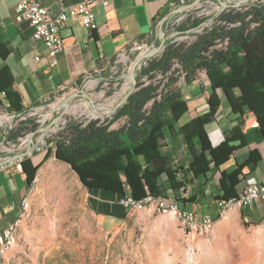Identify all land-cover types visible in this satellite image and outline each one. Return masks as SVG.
<instances>
[{
	"label": "trees",
	"instance_id": "obj_1",
	"mask_svg": "<svg viewBox=\"0 0 264 264\" xmlns=\"http://www.w3.org/2000/svg\"><path fill=\"white\" fill-rule=\"evenodd\" d=\"M206 20L190 15L176 31L187 33ZM195 36L189 42H168L161 54L141 69L135 90L111 118L70 122L55 136L56 158L70 164L88 189L109 190L121 196L128 191L135 198L148 192L169 197L170 190L184 208L186 203L207 196L201 177L207 179L238 147L264 141V2L255 0L240 8H227L219 14L217 24ZM158 75L162 76L160 80H156ZM200 77L212 90L209 112L179 127L174 133L172 150L167 149L163 127H172L187 110L179 82L184 79L188 84ZM218 89L239 119L225 132L224 141L213 146L207 125L215 119L221 105ZM0 90L9 102L8 108L0 107L1 110L18 114L27 111L12 81L1 84ZM119 119H124V124L111 128ZM38 126L34 120H22L6 135L7 141L17 142ZM183 144L191 155L185 169L175 162L178 146ZM259 158L252 151L247 165L254 168ZM25 160L21 162L24 172ZM188 177L199 179V185L189 197H181L178 192L186 190ZM25 179L30 182L29 177ZM236 183L237 172L221 171L219 184L223 195L215 199L236 196Z\"/></svg>",
	"mask_w": 264,
	"mask_h": 264
},
{
	"label": "rangeland",
	"instance_id": "obj_2",
	"mask_svg": "<svg viewBox=\"0 0 264 264\" xmlns=\"http://www.w3.org/2000/svg\"><path fill=\"white\" fill-rule=\"evenodd\" d=\"M240 1L244 0L200 1L194 11L199 17H206V22L191 33L178 34L176 41L193 40L195 34L217 24L223 10L240 8L255 0L238 4ZM159 44L158 40L138 44L119 59L106 77L89 78L77 89L67 90L65 97L80 89L87 97L79 95L65 111L59 108L61 94L40 105L36 114L47 116L43 125L62 116L47 134L36 132L33 154L11 164L24 172L21 162L26 159L24 178L29 177L30 182L26 194L29 210L19 227L18 242L10 249L8 264H264V221L227 216L219 218L208 234H189L177 215L149 206L141 210L132 208L126 220L113 230L103 228L90 202L93 190L81 182L70 164L55 156V136L70 122L111 118L116 113L117 105L133 85V78L137 80L141 69L162 51L138 62L132 78L133 64ZM161 77L158 75L156 80ZM179 85H185V80ZM4 113L7 116L0 118V162L28 149L27 135L33 132L27 131L22 140L14 142L7 141V131L27 120L23 117L34 120L27 114L30 111L14 118L16 112L7 110L0 115ZM123 124L124 119H119L111 127Z\"/></svg>",
	"mask_w": 264,
	"mask_h": 264
},
{
	"label": "crops",
	"instance_id": "obj_3",
	"mask_svg": "<svg viewBox=\"0 0 264 264\" xmlns=\"http://www.w3.org/2000/svg\"><path fill=\"white\" fill-rule=\"evenodd\" d=\"M18 1L0 0V85L12 81L27 111L47 102L63 86L74 88L89 78L106 77L117 66L119 59L132 52L138 44L161 41L160 22L165 16H169L164 23L165 35L170 36L176 31L175 20L188 13L175 11L183 5L181 0H99L92 7L96 14V29L83 26L78 18L68 17L61 29L65 48L57 55V63L53 65L46 58L44 44L33 37V27L29 21L18 22L15 19ZM38 1L47 6L52 15H56L80 0ZM36 56L40 58L36 59ZM181 89L187 110L172 127H163L164 142L170 150L178 128L192 118L208 113L210 109L208 97L212 90L202 77L183 85ZM217 94L221 98V105L215 119L207 125L213 146L224 141L225 132L236 125L239 119V114L232 111L222 90L218 89ZM8 106L7 97L0 90V107ZM0 112L4 111L0 109ZM178 143H181V139ZM252 151L260 155L254 168L247 165ZM190 161L187 146H178L175 162L182 164L185 169ZM21 170V167L11 164L0 168V235L17 219L20 202L29 191ZM221 171L237 172L236 194L249 184L264 183V141L257 140L238 147L221 163L218 170L208 174L207 179L201 177L200 182L206 183L207 196L200 201L186 203L184 208L217 216L215 196L223 195L219 184ZM188 178L190 181L186 190L178 192L181 197H189L199 185V179ZM168 194V198L176 201L172 191L169 190ZM120 198V193L104 189H93L91 193L93 211L107 230L122 224L133 210H127ZM228 216L234 220L264 221V199L259 198L244 208H234ZM11 253L12 250L7 253L9 261Z\"/></svg>",
	"mask_w": 264,
	"mask_h": 264
},
{
	"label": "built area",
	"instance_id": "obj_4",
	"mask_svg": "<svg viewBox=\"0 0 264 264\" xmlns=\"http://www.w3.org/2000/svg\"><path fill=\"white\" fill-rule=\"evenodd\" d=\"M102 1L105 2L106 0ZM97 2H99V0H80L78 3L64 8L58 14L52 15L49 8L41 4L38 0H19L15 8V19L18 22L24 20L29 21L33 27V37L44 44L46 58L50 64L54 65L57 63V55L65 48V41L61 34V29L64 27L68 17L78 18L83 26L96 29V14L92 7ZM190 2L191 1L187 2L186 0H181L183 5ZM187 12L188 13L183 14L175 20L174 24L176 27L183 23L190 15L198 16V14L194 11V7ZM195 37L196 36H194V38ZM39 58L40 56H36V59ZM77 88L78 87L67 88L63 86L55 96L57 97L61 94L63 96L62 98L64 99L67 90H75ZM39 107L40 105L33 107L32 109L28 110L30 113L27 114L42 127L45 126L43 124L46 123L47 116L44 118L36 114ZM20 115L22 114L16 113L13 114L12 117L14 118L15 116ZM6 116L7 113H4L0 115V118L2 119ZM36 116L37 118L35 119L34 117ZM23 118L28 119L27 117ZM11 129L14 128L12 127ZM9 132L10 130L7 131L6 134ZM30 134L27 135L28 138ZM23 137L24 136L19 137L18 140H22ZM14 162H10L1 168H4L9 164H13ZM259 198L264 199V183L256 182L249 184L236 196H232L227 199H217V216L204 213L197 209L189 210L182 208L176 201H172L168 197L155 196L149 192L142 198H135L129 193L124 194L121 196L120 202L127 210L128 208H137V210H141L150 206L161 213H173L177 215L179 219H182V227L184 230L189 232V234H203L207 232L215 218L227 217L229 212L234 208H244L248 205H251ZM25 199L26 196H24L20 202V211L17 219L8 225L0 235V264H4L5 257H7V248H9V245H16L18 242L15 241V231H19V227L22 224L23 213L26 212V210H29V208H25Z\"/></svg>",
	"mask_w": 264,
	"mask_h": 264
},
{
	"label": "water",
	"instance_id": "obj_5",
	"mask_svg": "<svg viewBox=\"0 0 264 264\" xmlns=\"http://www.w3.org/2000/svg\"><path fill=\"white\" fill-rule=\"evenodd\" d=\"M200 1H202V0H195V1L190 2V3H186V4L182 5V6H180L179 8H177L175 11L178 12V13H180V12L183 13V12L188 11V10L192 9L193 7H195ZM245 1L246 0L240 1V2H238V4H240L242 2H245ZM168 19H169V16H165L161 20V22H160V36H161V41H160L159 46H157L156 48H154V50H152L151 52H149L146 56L139 57L137 59V61L133 64L132 69H131V74H132L131 76H132V78L134 76V70H135V67H136V65H137L138 62H140L143 58L151 57V56H153V55L161 52L165 48L168 40H171V41H176L177 40V35L180 34V32H177V31L176 32H173L170 36H166L165 35L164 23L166 21H168ZM192 31H194V29L187 31V33H191ZM136 84H137V80H136V78H133V85H132V87L128 90V92L123 97V99L121 100V102L117 105V107H116L115 110H118L120 107H122L127 102L130 94L135 90ZM79 95H83V96L87 97V94L84 92V89H80L79 91H76V92L71 93L68 96H66L60 102L59 108L60 109H63V111H65V109L68 108V106ZM61 116H62V114L59 115V116H57L56 118H54L47 125L42 126L39 129H37L36 131L32 132L30 134V136H29V148L27 150H25V151H22V152H19V153L15 154L14 156L8 157L4 161H1L0 162V168L3 167V166H5L6 164H8L10 162H14L16 160L23 159L25 156H29V155L33 154L34 151L36 150V146L33 143V136L36 134V132L43 133V134H47L49 131H51V128L53 127V125H55V124L58 123V121L60 120Z\"/></svg>",
	"mask_w": 264,
	"mask_h": 264
},
{
	"label": "bare ground",
	"instance_id": "obj_6",
	"mask_svg": "<svg viewBox=\"0 0 264 264\" xmlns=\"http://www.w3.org/2000/svg\"><path fill=\"white\" fill-rule=\"evenodd\" d=\"M93 84V83H92ZM25 208H29V202H28V199H25ZM129 210H131L132 208H128ZM28 213V210H26V212L23 213V218H22V223L23 221L26 219V215ZM219 218H224V217H217L213 220L211 226L209 227V229L207 230V232L203 233V234H208L210 233L214 227H215V224H216V221L219 219ZM180 222H181V225H182V219H179ZM18 235H19V231H15V241H18ZM14 245H9V248H7V253L9 252V250L13 247ZM8 256L5 257V261H4V264H8Z\"/></svg>",
	"mask_w": 264,
	"mask_h": 264
}]
</instances>
